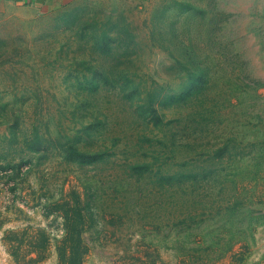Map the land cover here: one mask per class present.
<instances>
[{"label": "rangeland", "instance_id": "1", "mask_svg": "<svg viewBox=\"0 0 264 264\" xmlns=\"http://www.w3.org/2000/svg\"><path fill=\"white\" fill-rule=\"evenodd\" d=\"M64 214L82 264H264V0L4 6L0 264H63Z\"/></svg>", "mask_w": 264, "mask_h": 264}, {"label": "trees", "instance_id": "2", "mask_svg": "<svg viewBox=\"0 0 264 264\" xmlns=\"http://www.w3.org/2000/svg\"><path fill=\"white\" fill-rule=\"evenodd\" d=\"M80 204H75V209H79ZM81 211V209H79ZM93 216H63V239L62 256L60 260L63 264H82L86 254L89 252L90 244L86 241L84 232L91 229V219ZM90 220V222H89ZM111 221H121L118 216H113ZM117 231L113 230L112 235ZM111 235V236H112ZM110 236V237H111ZM61 245L58 246L61 250Z\"/></svg>", "mask_w": 264, "mask_h": 264}, {"label": "crops", "instance_id": "3", "mask_svg": "<svg viewBox=\"0 0 264 264\" xmlns=\"http://www.w3.org/2000/svg\"><path fill=\"white\" fill-rule=\"evenodd\" d=\"M73 0H0V12L6 5L18 4L33 12L59 10L70 4Z\"/></svg>", "mask_w": 264, "mask_h": 264}]
</instances>
